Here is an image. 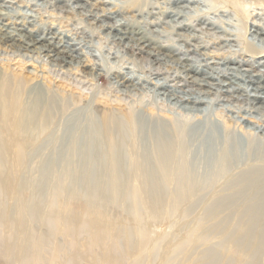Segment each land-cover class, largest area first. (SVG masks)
<instances>
[{
	"label": "rangeland",
	"instance_id": "1",
	"mask_svg": "<svg viewBox=\"0 0 264 264\" xmlns=\"http://www.w3.org/2000/svg\"><path fill=\"white\" fill-rule=\"evenodd\" d=\"M78 1H85V7L79 8L74 0H0V5L9 7L5 12L8 23H31L34 26L27 25L28 29L39 31L41 37L46 30L52 29L64 41L76 44L74 54L80 57L83 64L104 69L99 71L104 73L102 76L97 75L92 79L87 77L89 70L82 65L69 67L61 63L60 67L64 68H60L53 58L45 54H18L14 52L16 48L0 45V72L5 74L8 70L16 75L24 96L40 88L55 95L59 101L70 104L68 114L61 117L63 124L78 113H83V116L92 113L100 120L103 113L108 111L116 112L120 117L123 111L135 109V112H140L138 109L143 110L141 107L146 106V115L161 116L165 111L166 116L162 114V117L168 119L180 118L178 113L186 109L173 97L167 98L156 92L152 84L143 86L136 94L120 93L117 83L108 74L130 72L133 76L150 77L153 83L160 80V83L173 86L172 77H177V67L175 63L162 61L158 57L131 56L132 49H125L113 41L102 26L110 21L109 15H114L117 21L138 27L155 41L156 46H166L164 51L167 55L172 51L168 47L170 45L184 44L189 47L194 44L209 47V63L212 62L211 58L224 59L234 55L239 60H249L251 66L255 64L258 68L259 62L264 60V41L251 34L253 30L260 32L264 29V0H200V4L189 5L188 8L187 3L173 4V0ZM172 12L178 15L173 16ZM206 16L216 19L218 29L202 30L204 34L193 32L190 28ZM179 24H186L189 29H178ZM219 37L230 38L234 43L220 49ZM261 38L264 39V35ZM204 57L199 54L191 58L194 65H199L204 64ZM261 69L264 71V68ZM188 89L198 88L189 86ZM208 97L212 127L226 134L223 131L229 126L246 145L253 140L264 143V108L255 110L248 102H231L218 98L215 93ZM165 118L162 120L167 121ZM53 131L54 127L45 133L41 146L51 144ZM10 133V124L0 120V146L5 145ZM57 134L59 138L63 131ZM29 140L33 145V139ZM57 145L60 146V143ZM44 153L37 155L30 148L27 163L18 168L10 151H0V215L5 213L7 218L10 216L11 226L14 224L9 234L11 238L14 233L18 237L24 234L16 229L19 224L26 236L37 239L36 264H101L103 254L108 253L105 246L108 249L116 247L119 254L113 253V250L109 252L111 261L116 264H264V216L252 218L246 212L238 211L242 202L252 203L260 187L249 193L245 190L242 198L235 195L238 191H232L233 187L228 184L212 191L205 188L203 195L220 194L219 197H225L219 201L224 202L222 205L211 201L210 195L202 202L193 203L162 200L148 195L144 199L136 197L137 192L142 195L147 193L146 186L134 188L117 185L115 187L122 189V193L107 198L105 192L97 190L98 184L97 188L93 183L71 178L75 172L76 177L80 178L79 169L68 167L64 162L46 168L44 162L50 159L53 152L46 148ZM243 169L234 175L238 177ZM153 198L155 201L152 205ZM21 206L24 214H21ZM69 225L72 230L68 229ZM90 230H95L98 236L104 233L103 247L93 249L89 246L92 238L96 237ZM7 234L0 228V240L8 239ZM0 264L7 262L0 258ZM13 264L24 262L15 258Z\"/></svg>",
	"mask_w": 264,
	"mask_h": 264
},
{
	"label": "bare ground",
	"instance_id": "2",
	"mask_svg": "<svg viewBox=\"0 0 264 264\" xmlns=\"http://www.w3.org/2000/svg\"><path fill=\"white\" fill-rule=\"evenodd\" d=\"M74 2L79 5V8H84L86 4L85 1L81 3L74 0ZM201 2L200 0H173V4L184 5L187 3V8L189 5ZM8 8L5 5H0V45L14 47L18 50L14 52L18 54L19 52L25 53L24 55L45 54V56L53 58V62L58 67L61 66V63L67 64L69 67H73L75 64L82 65L81 67L89 70L87 77L92 79L97 75L104 74L100 73L104 69L83 64L80 57L74 54L77 50L76 44L64 41L59 37L60 34L52 29L46 30L44 36L41 37L39 31L28 29L27 25L34 26L31 23L21 22L15 25L8 23L5 17ZM171 14L178 15L173 12ZM108 18L110 21L103 23L102 26L107 29V34L112 37L113 41L118 42L125 49H132L131 56L139 54L146 57H158L162 61L175 63L177 77H172V83H175L172 86L166 82L160 83V80L153 83L150 77H141V75L139 77L135 75V77L130 72L121 71L120 73L118 71L119 75L107 73V76L117 83L120 93H125V95L140 92V88L145 85H154L156 92L167 96V98L173 97L177 103L185 106L186 109L178 113L180 118L162 117L165 111L161 116L146 115L145 109L147 108L144 105L145 107H141L144 108L143 110L138 109L140 112H135V109L132 111L121 110L123 112L120 117L116 112L108 111L103 113L100 120L96 119L92 113L86 116H83V113H78L66 121V124H63L61 117L64 118L68 114L70 104L59 101L55 95L40 88L29 91L24 96L22 89H19V78L7 70L5 74L0 72V120L10 124L11 133L8 140L4 139L7 142L5 145L1 144L0 151H10L15 157L16 166L21 168L27 163V151L30 148L34 149L37 155H45L44 151L48 148L53 152L52 156L54 157L51 156L48 161L44 162L46 168L59 166L64 162L68 167L79 169L81 171L80 178L76 177V172L71 175V178L76 181L80 179L87 183H93L95 187L98 184L99 189H97L98 187L96 189L100 193L105 192L104 196L107 198L117 197L116 195L122 193V189L115 187L117 185L120 187L128 185L134 188L148 187L147 193L143 195L135 190L137 192L135 195L139 199H144L148 195L180 203L202 202L210 195H203L207 187L212 191L228 184L233 187L232 191H238L235 195L240 198L243 197L245 190L249 193L260 187L261 190L255 193L252 203L243 204L242 202L238 211L246 212L252 218L264 216V143L253 140L246 145L230 130L228 125L223 131L226 134H222L218 128L212 127L209 114L211 102L209 103L207 100L209 94L215 93L220 99H227L231 102L245 101L251 105L252 109H263L264 71L261 68H264V60L259 62L258 68L255 64L251 66L249 60H245V58L239 60L234 55L224 59L211 58L212 62L209 63L210 57L207 56L209 47H199L194 44H190L189 47L184 44L170 45L168 47L172 51L170 50L167 55L164 51L167 49L166 46L157 45V47L155 41L138 27L129 22L117 21L114 15H109ZM215 20L206 16L199 19L197 25L190 29L202 34H204L202 30L214 31L218 29V23ZM177 28L184 31L189 29L186 24H179ZM251 34H254L253 36L259 41H264L261 38L264 35V29L260 32L253 30ZM192 37L197 38L198 36L192 35ZM219 40H221L220 49L234 43V40L230 38L219 37ZM199 54L206 56L204 64L194 65V59L191 57ZM198 62L200 61L196 63ZM189 86L198 89L187 90ZM151 104L153 105V103ZM153 112L155 113V111ZM178 114L175 113V115ZM53 127L54 131L50 137L51 144L48 147L41 146L42 137ZM60 131H63V134L57 138L59 135L57 133ZM31 138L34 142L33 145L29 140ZM57 143H60V146ZM241 168H244L242 172L238 173V177L235 176L234 173ZM111 186L113 189L109 191ZM95 190H93L94 194L93 192L91 194L95 195ZM219 196L220 194H215L209 197L215 204L222 205L224 202L219 201L226 198ZM118 199L120 200V198ZM154 201L155 198L151 200L152 205ZM90 205L94 204L90 203ZM37 207L39 208V206ZM21 208V214H24L23 206ZM218 208L220 207H216V209ZM9 218L5 213L0 215V228H3L9 237L0 240V258H4L7 264H13L15 258L21 259L24 264H36L35 260L38 258L37 239L26 236V232L21 229L19 224H16V229L24 234L18 237L14 233L11 238L9 234L14 229V224L12 222V227ZM68 227L70 230V225ZM90 232L92 234L95 230H90ZM102 234L104 233H101V236L95 234V238L92 235L93 241H89V246L93 249L103 247L105 237H102ZM16 249L19 250L17 253ZM111 250L113 253L117 251L115 246L111 249L105 246V251L108 253L103 254L101 264H116L111 261L109 256Z\"/></svg>",
	"mask_w": 264,
	"mask_h": 264
}]
</instances>
